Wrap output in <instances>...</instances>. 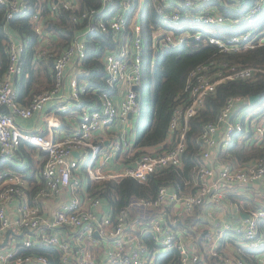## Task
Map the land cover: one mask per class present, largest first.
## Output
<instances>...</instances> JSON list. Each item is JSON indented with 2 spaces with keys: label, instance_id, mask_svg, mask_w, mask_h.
I'll return each mask as SVG.
<instances>
[{
  "label": "built area",
  "instance_id": "1",
  "mask_svg": "<svg viewBox=\"0 0 264 264\" xmlns=\"http://www.w3.org/2000/svg\"><path fill=\"white\" fill-rule=\"evenodd\" d=\"M263 1L251 5L241 0H149L161 23L151 32L148 50L177 49L189 39L215 44L221 51L264 45ZM0 4L6 8L8 32V65L0 75V155L7 160L22 159L19 149L24 143L45 153L36 186L22 173H0V243L8 235L6 244L0 247V264H51L48 254L24 252L39 247L58 251L60 264H152L159 251L172 249L179 251L178 261L172 264H204L202 254L190 243L188 231L175 230L155 211L175 202L183 204L180 215L184 211L193 213L210 202L222 204L228 193L225 187L253 181L264 184V159L239 165L226 161L219 168L206 163L215 147L221 144L226 148L238 134H253L255 142L264 143V104L245 112L249 108L243 104L245 98L231 96L217 119L205 125L199 139L201 164L193 192L164 185L154 199L133 196L126 207L115 211L108 199L90 189V179L133 177L146 181L163 168L180 166L190 119L205 106L208 95L222 82L258 78L264 75V67L223 62L222 69L213 70L214 63L195 68L184 88L187 96L175 107L170 121L169 140L173 145L165 151H144L125 162L120 155L132 147L137 132L142 66L146 56L148 65L153 61L151 52H147L148 42L143 45L146 39L141 20L147 0H100L97 5L81 0H0ZM62 9L73 12L72 19L80 28L69 44L58 50L48 46L57 37L47 28ZM18 15H30L39 35L35 63L43 56L53 57L54 85L35 93L28 104L19 100L16 83L25 69L23 54L28 43L9 30L10 20ZM249 25L254 27L237 34ZM210 26L227 30L222 36ZM96 32L111 33L115 45L104 55L106 79L112 90L101 91L100 104L92 107L82 98L93 89L82 77V61L87 56L88 36ZM72 64L77 68L69 77ZM51 101L56 114L78 113L77 125L64 135L51 130L60 123L49 124L47 131V127L28 130L17 122V117L29 119ZM106 130L112 135L110 139L101 135ZM246 212L248 216L236 227L224 224L225 231L234 228L236 232V246L231 252L217 248L223 230L205 233L212 245L209 254L219 264H264L260 252L264 249V207ZM146 232L152 234L155 250L144 243Z\"/></svg>",
  "mask_w": 264,
  "mask_h": 264
},
{
  "label": "trees",
  "instance_id": "2",
  "mask_svg": "<svg viewBox=\"0 0 264 264\" xmlns=\"http://www.w3.org/2000/svg\"><path fill=\"white\" fill-rule=\"evenodd\" d=\"M88 5L100 4V0H81V3ZM246 4H254L259 0H241ZM264 3V1H263ZM217 4V3H215ZM220 9L223 5L217 4ZM35 8V7H33ZM33 10V9H32ZM72 11L62 9L60 13L51 19L49 31L53 32L57 39L50 45V48L63 49L73 39L78 32L80 25L72 19ZM264 15V14H263ZM6 8L0 4V75H2L8 65V55L6 43L8 32L5 28ZM132 16L129 17L131 19ZM143 34L147 43V52H151L153 61L148 65L145 81L139 86V112L135 119L137 135L131 150H134L132 158H125V162L136 159L149 147H159V151H165L173 145L169 140V125L174 109L182 103L187 94L184 92L186 82L190 73L201 65L213 64L214 68H223L224 63H236L243 66L264 67V45L254 48H242L239 51H221L215 44L205 41H189L180 48H160L149 51L151 32L160 26L158 14L152 4L147 0L145 14L142 17ZM9 27L17 31L28 43L23 54L25 69L22 73L21 85L18 87L19 100L25 99L27 103L32 96L44 89L54 85L51 73L53 57L43 56L37 63L36 47L40 44V38L30 21V15H18L10 20ZM115 42L111 33L96 32L88 36L87 56L82 61L84 73L83 78L91 82L93 89L82 95L86 105L98 106V95L103 90H110L107 83V75L104 65V55L107 49L113 48ZM223 63V64H224ZM143 81V80H142ZM112 90V89H111ZM242 96L245 98L244 106L258 108L264 104V75L252 79H237L222 82L217 85L214 93L209 94L205 106L190 119V129L187 133V148L183 155V162L180 166H170L154 173L146 181H139L133 177H123L118 179H105L90 182V189L101 193L109 200L115 211L124 208L133 196L154 199L160 187L174 186L188 193L187 187L194 185L196 180L197 167L201 164L198 159L200 148L199 139L207 123L215 121L221 112L226 100L231 96ZM261 95L254 103H250V97ZM22 102V101H21ZM25 103V102H24ZM25 103V104H27ZM253 134H238L222 152L223 158L232 164H244L251 161L264 159V143H257L253 140ZM130 150V151H131ZM40 154L43 153L39 151ZM38 153L37 147L32 144H23L19 149V155L26 161L23 166L12 160H6L0 155V173L9 170L17 173H27L28 180L37 182L36 169L34 165V155ZM29 173V174H28ZM36 181V182H35ZM99 188V190H96ZM195 189V186H194ZM232 194V193H231ZM236 200L233 195L231 196ZM237 202L239 200H236ZM246 207L258 208L257 202L246 198ZM198 208V207H197ZM196 208V209H197ZM198 212V211H197ZM192 215H186L183 220H178L172 224L175 230L188 231V226H192ZM264 230V223H263ZM206 230H204L205 232ZM203 232V233H204ZM198 237V235H196ZM202 237V235H201ZM200 238V237H199ZM143 241L152 250H155V240L150 232H146ZM43 252L51 258V264H60L59 253L51 247H39L28 249L24 252ZM264 251H260L261 253ZM248 253V251H247ZM204 264H219L218 259L210 258L202 254ZM254 257V254H253ZM179 251L172 249L167 252L159 251L152 264H172L178 261Z\"/></svg>",
  "mask_w": 264,
  "mask_h": 264
},
{
  "label": "crops",
  "instance_id": "3",
  "mask_svg": "<svg viewBox=\"0 0 264 264\" xmlns=\"http://www.w3.org/2000/svg\"><path fill=\"white\" fill-rule=\"evenodd\" d=\"M9 30L12 35L16 37L19 36V33L13 30L11 27H9ZM76 66H77L76 64H72L68 68L69 77L75 73L77 68ZM21 78L22 75L16 79V83L18 87L21 85L20 82V80H22ZM68 91L69 88H67L66 92ZM21 101L23 104L27 103L25 99H21ZM78 121H79L78 113H76L73 110L67 114H62V113L56 114L53 111V101L48 103L45 109H43L42 111L34 113L33 116L30 117L29 119H22L20 117H17V122L22 127L28 130H37L41 127H45V128L47 127V131H48L49 124L60 123V126H58L57 128L52 127L51 129L52 131H55L60 135H64L65 132L76 126ZM101 135L105 136L106 139H110L112 136L107 130L104 131V133H101ZM219 137H221V132L219 133ZM134 139L131 144L132 147L135 143ZM107 142L108 140H106V143ZM131 148L120 155L121 161H124L125 158H129V157L130 159L132 158V156L134 155L133 152L134 150H131ZM224 149L225 147L221 144L215 147L210 159L207 160L206 163H208L212 167L214 166L219 168L224 162L227 161L225 158H223L222 152ZM158 150L159 147H149L147 149V151H151V152ZM41 154L45 155L44 152ZM39 158H40V152L38 149V153H35L33 157L34 165H35L34 169H36L37 172L36 173L37 182L36 181H35L36 183L31 182L30 184L32 186H36L40 182L39 174L42 164L38 165L37 161ZM198 159L200 158L198 157ZM12 161L18 163L20 166H23L26 163V161H24L23 158ZM23 174L27 177V173H23ZM208 180L211 181V179ZM2 184L3 183H1L0 185ZM194 186L195 183L194 185L192 184L187 187L186 190H188V193L193 192L195 190ZM225 189L226 191H228V193L225 201L222 204L215 205L210 202L206 204L205 207L204 206L198 207L197 209H195L193 213H187L184 211L183 214L180 215L179 213L183 210V204L175 203V202H167L160 209H157L155 211V214L157 213L164 216L165 220L170 224L173 223L176 224L178 220L185 219L186 215H192L191 217H194L193 222H191L193 225L188 226V230L191 233V235H189L190 243L193 245L195 249L199 250L201 254L206 253L208 257L212 259L213 257H211V254H209L212 245L209 244L208 241H206L204 237L205 233L207 231H212L213 233H217V232H222L221 230H223V237H221L219 241V246L217 248L222 251L226 250L228 252H231L232 250L229 249L236 246L235 243L236 232L234 228L225 231L224 224L229 223L232 224L234 227H236L238 224L242 222L243 218H245L243 217V213H247L246 211L250 209H256L253 206H248V207L245 206L246 198L248 200L257 202V204L259 205L258 208L264 207V184L260 181H253L248 185H236L232 187L229 186V187H225ZM232 195L236 200L239 201L237 202L236 200H234L231 197ZM204 230L206 231L204 232ZM196 235H198V237H196ZM262 254H264V251L262 252Z\"/></svg>",
  "mask_w": 264,
  "mask_h": 264
},
{
  "label": "rangeland",
  "instance_id": "4",
  "mask_svg": "<svg viewBox=\"0 0 264 264\" xmlns=\"http://www.w3.org/2000/svg\"><path fill=\"white\" fill-rule=\"evenodd\" d=\"M236 4H238V3H236ZM208 6V5H207ZM143 14H145V11H144V13ZM188 14H191V12L190 13H188ZM254 27V25H249L248 27H244V28H242L241 30H239V31H236L237 32V34H244L245 32H247L250 28H253ZM209 29L211 30V31H215V32H220V34L223 36L224 35V32L227 30L226 28H223V27H221V26H210L209 27ZM252 30V29H251ZM147 42H145V40H143V45H145ZM148 62H149V56H146V58H145V61H144V63H143V82L145 81V77H146V75H147V71H148ZM250 107V106H249ZM251 110V108H248L247 110H245V112H248V111H250ZM247 115H249V114H247ZM134 135H137V132H135L134 133ZM45 157V155H43V154H40V158L38 159V161H37V163H38V165H40L41 164V160L43 159ZM90 182H93V180H91L90 179ZM232 249V248H231ZM230 249V250H231Z\"/></svg>",
  "mask_w": 264,
  "mask_h": 264
},
{
  "label": "water",
  "instance_id": "5",
  "mask_svg": "<svg viewBox=\"0 0 264 264\" xmlns=\"http://www.w3.org/2000/svg\"><path fill=\"white\" fill-rule=\"evenodd\" d=\"M135 88H136V87H135ZM260 97H261V95H253V96H251V97H250V103H254V102H255L256 100H258ZM75 154H77V153H75ZM247 216H248L247 213H243V217H247ZM7 239H8V235H7V237L4 239V241H2V242L0 243V247L6 244Z\"/></svg>",
  "mask_w": 264,
  "mask_h": 264
}]
</instances>
